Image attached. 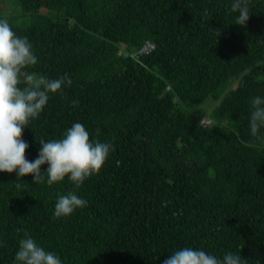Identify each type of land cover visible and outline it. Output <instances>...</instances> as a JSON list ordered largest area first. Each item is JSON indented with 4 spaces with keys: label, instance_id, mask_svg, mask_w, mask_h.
Instances as JSON below:
<instances>
[{
    "label": "trees",
    "instance_id": "16d2710c",
    "mask_svg": "<svg viewBox=\"0 0 264 264\" xmlns=\"http://www.w3.org/2000/svg\"><path fill=\"white\" fill-rule=\"evenodd\" d=\"M0 264H264V0H0Z\"/></svg>",
    "mask_w": 264,
    "mask_h": 264
},
{
    "label": "rangeland",
    "instance_id": "374dc122",
    "mask_svg": "<svg viewBox=\"0 0 264 264\" xmlns=\"http://www.w3.org/2000/svg\"><path fill=\"white\" fill-rule=\"evenodd\" d=\"M5 7H6L5 10H6V13H7V11L11 10L12 5L10 4L7 7V4H6ZM215 105H216V103H214L211 99L208 98V99H206L205 101H203L201 103L193 105L191 108H192V111H193L194 114H197V115H199V116H201L203 118L202 121H206L208 118L207 119H205V118L209 114L208 110L211 109L212 107L214 108Z\"/></svg>",
    "mask_w": 264,
    "mask_h": 264
},
{
    "label": "built area",
    "instance_id": "2783aa9c",
    "mask_svg": "<svg viewBox=\"0 0 264 264\" xmlns=\"http://www.w3.org/2000/svg\"><path fill=\"white\" fill-rule=\"evenodd\" d=\"M153 44L146 42V44L142 47V52L149 51L150 49H153Z\"/></svg>",
    "mask_w": 264,
    "mask_h": 264
}]
</instances>
